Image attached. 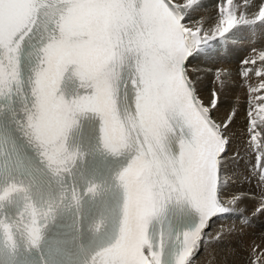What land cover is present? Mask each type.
I'll return each instance as SVG.
<instances>
[{
	"label": "snow or ice",
	"instance_id": "1",
	"mask_svg": "<svg viewBox=\"0 0 264 264\" xmlns=\"http://www.w3.org/2000/svg\"><path fill=\"white\" fill-rule=\"evenodd\" d=\"M253 2L221 0L216 22L205 27L203 21L184 22L185 10L197 0H0V97L21 96L20 129L48 168L57 176L71 172L81 154L69 150L67 139L87 112L102 118L105 149L131 155L118 174L124 191L118 236L89 264H164L168 237L161 232L154 240L150 229L185 203L198 211L200 221L176 235L180 250L174 264H196L202 243L210 248L232 234L214 218L235 210L244 195H221L229 179L221 171L224 155L240 118L238 110L222 113L221 91L237 82L232 71L217 68L220 91L202 97L195 89L199 77L189 75L196 69L186 65L198 46L237 25L264 22V0L250 11ZM38 32L37 63L25 81L23 45ZM252 52L235 74L248 86L247 130L264 185V49ZM253 76L258 86L249 83ZM73 82L74 88L66 86ZM12 175L7 163L0 164V177ZM97 190L92 185L87 192ZM30 191L14 180L0 188V204L25 194L17 218L0 219V234L13 252L18 233L39 247L67 198L62 193L59 201L41 207ZM70 199L79 209L81 194L73 190ZM259 201L258 210H264V187ZM251 264H264V248L253 246Z\"/></svg>",
	"mask_w": 264,
	"mask_h": 264
},
{
	"label": "bare ground",
	"instance_id": "2",
	"mask_svg": "<svg viewBox=\"0 0 264 264\" xmlns=\"http://www.w3.org/2000/svg\"><path fill=\"white\" fill-rule=\"evenodd\" d=\"M220 3L221 0H197L195 5L185 10L184 22L195 25L203 21L205 27L214 25ZM257 3L259 0H254L250 11H255ZM218 39L225 40V43H219ZM203 45L194 51L189 59L190 63L186 65L189 69H196V72H190L189 75L194 78L199 77L195 82L196 94L204 97L208 96L212 89L220 91L217 82L214 81V72L217 68L222 67L232 71L234 73L232 79L237 84L228 85L221 91L220 107L222 113L230 110L240 112V118L231 131L232 145L224 155L221 171L222 175H226L229 179L222 186L221 195L224 199H228L234 194L244 195L236 206H232L235 210L218 214L214 219L217 224L224 223L231 227L233 229L232 234L236 232L241 234L239 240L237 235L222 240H226L227 244H232L238 240L236 252L240 262L251 264L253 246L261 243V248H264V220L259 225L257 219H252L259 213V196L264 185H262L260 167L247 130L245 114L248 109V86L235 73L241 65L240 62L254 55L253 49H264V22L237 25L224 37H218ZM259 82V78L255 76L249 81L253 86H258ZM222 113H217V116ZM261 142L264 143V137H262ZM262 211L264 213V210ZM243 230L249 232L242 233ZM80 238L88 239V235L84 234ZM241 241H246V246H242ZM218 244L215 242L212 247L208 248L206 242L202 243L194 257L196 264H229L233 252L226 247L218 248ZM247 249L249 261L246 258L247 252L246 254L243 252ZM243 253L245 254L244 257H242Z\"/></svg>",
	"mask_w": 264,
	"mask_h": 264
},
{
	"label": "rangeland",
	"instance_id": "3",
	"mask_svg": "<svg viewBox=\"0 0 264 264\" xmlns=\"http://www.w3.org/2000/svg\"><path fill=\"white\" fill-rule=\"evenodd\" d=\"M240 45H241V43H240ZM228 214H232V213H228ZM252 219H257V221H258V224L260 225V224H262V222H263V220H264V213H263V211L262 210H259V213L254 217V218H252ZM236 232V231H235ZM243 232H249V231H247V230H243L242 231V233ZM233 235H237V237H238V240L240 239V235L241 234H239V233H233V234H231V235H229V236H227V237H231V236H233ZM226 238V237H225ZM238 240H237V242H238ZM219 244L217 245L218 246V248H221V247H226V248H228V249H230L232 252H233V254H232V256L230 257V260H229V264H245V262H240V259H239V255L237 254V252H236V244H237V242H234V243H232V244H227L226 242V240H220V241H217ZM245 243H247L246 241H241V245L242 246H244L245 245ZM260 243V242H259ZM260 247H261V243L260 244H258ZM246 246V245H245ZM245 254H246V252H247V256H246V258H247V261H249L248 259H249V253H248V249L247 250H244L243 251ZM243 253V254H244ZM242 254V257H244L245 256V254L243 255Z\"/></svg>",
	"mask_w": 264,
	"mask_h": 264
}]
</instances>
